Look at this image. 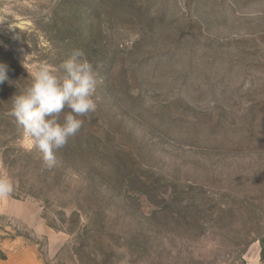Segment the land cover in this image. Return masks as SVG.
Returning <instances> with one entry per match:
<instances>
[{"label": "rangeland", "instance_id": "1", "mask_svg": "<svg viewBox=\"0 0 264 264\" xmlns=\"http://www.w3.org/2000/svg\"><path fill=\"white\" fill-rule=\"evenodd\" d=\"M77 48L97 107L49 169L12 97ZM0 63L1 260L264 264V0H0Z\"/></svg>", "mask_w": 264, "mask_h": 264}, {"label": "clouds", "instance_id": "2", "mask_svg": "<svg viewBox=\"0 0 264 264\" xmlns=\"http://www.w3.org/2000/svg\"><path fill=\"white\" fill-rule=\"evenodd\" d=\"M29 75L30 85L12 97L10 114L28 138V148L38 151L51 169L57 162L56 152L82 128L84 121L78 117L96 110L97 74L83 50L77 48L57 66L42 63ZM8 79V66L0 63V84ZM14 190L12 180L0 174V199L8 198Z\"/></svg>", "mask_w": 264, "mask_h": 264}, {"label": "crops", "instance_id": "3", "mask_svg": "<svg viewBox=\"0 0 264 264\" xmlns=\"http://www.w3.org/2000/svg\"><path fill=\"white\" fill-rule=\"evenodd\" d=\"M0 215L22 220V206H20L15 200L2 198L0 199ZM14 262H7L0 259V264H21Z\"/></svg>", "mask_w": 264, "mask_h": 264}]
</instances>
